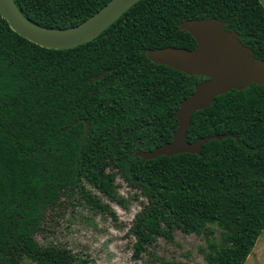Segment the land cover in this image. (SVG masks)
<instances>
[{
    "label": "trees",
    "instance_id": "1",
    "mask_svg": "<svg viewBox=\"0 0 264 264\" xmlns=\"http://www.w3.org/2000/svg\"><path fill=\"white\" fill-rule=\"evenodd\" d=\"M107 1L14 0L31 21L56 28ZM202 17L224 20L264 59L257 0H138L93 39L67 49L40 47L0 18V264L71 263L65 245H41L35 234L48 231L74 191L92 208L110 210L85 184L120 201L115 176L142 198L127 230L133 259L178 230L204 236L205 264L244 263L264 232V85L231 89L192 113L188 142L212 133L236 139L209 140L199 155H133L170 140L173 112L203 78L153 63L144 49L192 48L178 23Z\"/></svg>",
    "mask_w": 264,
    "mask_h": 264
},
{
    "label": "water",
    "instance_id": "2",
    "mask_svg": "<svg viewBox=\"0 0 264 264\" xmlns=\"http://www.w3.org/2000/svg\"><path fill=\"white\" fill-rule=\"evenodd\" d=\"M137 1L108 0L80 22L56 28L31 21L21 13L14 0H0V18L16 34L40 47L67 49L93 39ZM257 1L264 9V0ZM224 26L225 21L216 17L184 19L178 23V28L193 38L192 48L164 46L144 49L146 58L153 63L203 78L193 83L192 91L180 100L173 112L176 125L170 140L149 150H138L134 156L147 160L179 153L199 155L202 145L209 140L228 136L236 139L230 133H212L196 137L191 142L186 139L192 113L206 108L217 95L231 89L239 91L250 84L264 85V59L255 57L253 51L241 43L237 31ZM106 72L100 70L89 82L98 80ZM87 126L84 122L80 141L86 135Z\"/></svg>",
    "mask_w": 264,
    "mask_h": 264
},
{
    "label": "rangeland",
    "instance_id": "3",
    "mask_svg": "<svg viewBox=\"0 0 264 264\" xmlns=\"http://www.w3.org/2000/svg\"><path fill=\"white\" fill-rule=\"evenodd\" d=\"M115 192L120 201L110 200L91 185L89 193L110 210H98L85 204L78 192L62 198V205L48 223V231L36 233L41 244H63L74 259L69 264H205L202 235L184 234L173 230L168 238L160 237L149 253L140 259L131 257L132 237L127 230L142 198L117 176ZM212 237L217 239L219 228L212 225ZM22 264H35L25 261ZM243 264H264V232H261Z\"/></svg>",
    "mask_w": 264,
    "mask_h": 264
}]
</instances>
